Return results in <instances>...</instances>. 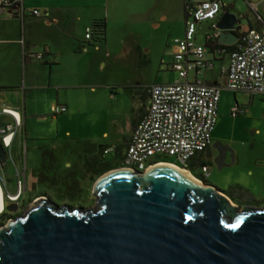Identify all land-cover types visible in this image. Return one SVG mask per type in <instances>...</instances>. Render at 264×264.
Here are the masks:
<instances>
[{"label": "crops", "instance_id": "1", "mask_svg": "<svg viewBox=\"0 0 264 264\" xmlns=\"http://www.w3.org/2000/svg\"><path fill=\"white\" fill-rule=\"evenodd\" d=\"M202 1L204 0H22L24 13L15 17L5 14L0 16V88L14 90L13 93L21 99L20 104L13 107L19 110L22 116L20 131L26 132L28 117L49 116L52 106L59 103L68 107L64 114L57 118L52 117L59 121V128L61 122H65L78 132L76 139L91 141L95 138L81 134L91 132L94 123L98 122L99 130L104 132L103 137L108 138L109 130L102 127L112 121V111L122 110L121 103L126 101L125 109H130L131 112V118L127 122L129 135L126 137L131 138L150 106L149 87L153 84L140 85L135 81L130 83L128 78L125 83H112L107 77L110 65L128 68L130 63L151 62L152 59L146 52L152 53L161 41L162 31L167 30L165 43L166 46L172 43L173 56L169 60L163 58L160 69H172L177 49L174 40L184 36L187 19ZM247 1L251 11L244 14L237 9L235 0H222L226 10L231 9L241 18L236 30L238 35L241 30L252 27L264 30V0ZM34 10H40L42 16L35 15ZM246 14L249 15L248 25L244 27L242 19ZM99 19L106 20V39L99 44H88L86 30ZM216 20L204 29V33L200 32V26L204 22L198 25V43L206 44L210 35L215 33L213 23ZM236 42L227 46H235ZM44 50L53 55L52 65L35 58V54ZM206 60L212 61L213 66L204 67L198 72L191 71L184 81L200 80L206 84H218L223 87L220 115L223 91H228L225 87V70L229 64V53L207 47ZM6 89L0 90V94H4ZM3 94L0 95V105L10 106L14 96ZM247 95L253 101L257 94L234 92V108L239 106L244 110L242 114L247 113ZM260 97L264 98V95ZM43 99H46L47 103L41 110L38 103ZM96 115L99 119L92 117ZM61 116L63 117L60 118ZM1 117H5L6 121L0 127L13 122L7 115L1 114ZM72 130L66 131L67 136H73ZM91 142L110 145L103 141ZM118 144L121 142L111 143L113 146ZM226 161H231L229 155ZM237 161L243 164L238 155ZM259 161L264 162V159H258L257 162ZM66 164L72 166L71 162ZM210 166L212 169V163ZM259 166L262 165L256 164V167ZM26 167L28 168V162ZM26 179L28 191L27 172ZM237 186L248 189L254 197L258 196L259 187L256 185L239 181L232 187ZM224 192L230 196L227 191Z\"/></svg>", "mask_w": 264, "mask_h": 264}, {"label": "water", "instance_id": "2", "mask_svg": "<svg viewBox=\"0 0 264 264\" xmlns=\"http://www.w3.org/2000/svg\"><path fill=\"white\" fill-rule=\"evenodd\" d=\"M240 23L224 7L217 42L234 44ZM221 145L214 143L220 170L235 163L233 150ZM0 161H7L1 139ZM146 174L107 172L94 186L97 206L88 210L35 202L0 228V264H264V207L237 212L224 190L198 177L203 184H192L173 168Z\"/></svg>", "mask_w": 264, "mask_h": 264}, {"label": "built area", "instance_id": "3", "mask_svg": "<svg viewBox=\"0 0 264 264\" xmlns=\"http://www.w3.org/2000/svg\"><path fill=\"white\" fill-rule=\"evenodd\" d=\"M223 8L222 0L200 2L187 19L184 36L175 38L177 49L172 69L179 74V79L175 83H157L151 86L148 113L132 134L124 168L146 172L152 166L168 163L187 169L190 160L212 144L223 87L207 85L200 80H184L191 71L198 72L204 67L213 66V62L205 57L207 47L196 40L197 27L202 22L216 20ZM24 12L22 0H0V16L5 14L15 17ZM33 13L42 16L40 10H34ZM214 34L210 37L215 39L217 34ZM238 36L235 49L229 53L225 87L233 92L264 95V30L252 27L241 30ZM91 37L92 32L88 27L86 38ZM42 57V52L35 54L38 60ZM51 111L52 117L57 118L67 112L68 108L55 103ZM232 113L242 114L244 110L236 106ZM1 114L13 119V122L0 127V139L7 150V161L11 160L15 165L17 192L10 193L4 170L7 161L5 164L0 161V227L12 221L14 218L11 215L25 206L24 195L27 192L26 156L23 155L22 165L19 166L12 154L13 144L21 130L22 116L19 110L6 105H0ZM113 149V146L109 147L106 153ZM163 158L174 159L176 162L158 161ZM200 172L207 180L211 166L204 165ZM13 203L18 204V211L8 212L7 205Z\"/></svg>", "mask_w": 264, "mask_h": 264}, {"label": "rangeland", "instance_id": "4", "mask_svg": "<svg viewBox=\"0 0 264 264\" xmlns=\"http://www.w3.org/2000/svg\"><path fill=\"white\" fill-rule=\"evenodd\" d=\"M235 1L238 4L237 9L240 13L245 14L247 11H251L250 4L247 0ZM247 19H242L244 20V27L248 25ZM212 22V20L205 21L200 26V32L204 33L206 27L210 26ZM166 36L167 30L162 31L159 45L154 48L152 53L149 54L146 52L152 59L151 62L146 64L141 62L130 63L128 68L111 64L108 71L109 74L107 75L109 81L112 83H125L129 79L130 83L135 81L140 85L176 82L178 80L176 72L172 69L167 70L165 67L160 69L161 60L163 58L169 60L173 56L174 49L171 45L172 43L166 46ZM201 41L204 42V40ZM117 87L120 88V86ZM4 91L5 93L1 94H8L11 97H15H13V102H10L9 107L13 108L20 104L21 99L17 98L16 93H13L15 92L14 90L6 89ZM247 97L245 101L247 113L233 115L232 112L235 106L234 92L230 90L223 91L219 121L214 138L215 141L226 143L233 150L235 164L226 166L221 170L215 164H212L211 173L207 178V182L227 192L230 190V187L236 185L239 181L256 185L259 187V192L257 194L258 196L254 197L253 204L255 207L263 208L264 162H257V160L264 159V98L260 97V95H255L253 101H251L248 95ZM46 103V99L39 101L38 104L41 110H43L42 108H44ZM121 104L122 110L112 111L114 114L110 118L112 123L110 122L102 127L109 130L110 135L108 138L103 137L104 132L99 130L98 122L94 123L91 132H83L81 135L90 137L91 139L95 138L91 141H103L110 145L117 141L123 143L124 137L129 135L127 122L131 118V112L130 109H125L126 101H123ZM131 104L133 105V101H131ZM124 111L127 113H124ZM92 117L99 119L97 115ZM5 121L6 118L1 117L0 125ZM58 124L59 121L53 119L50 115L41 118L37 116L34 118L28 117V128L26 132L20 131L17 135L12 147V154L14 161L19 166L22 165V154L27 157L28 191L24 195V199L26 200L25 206L15 215H11L14 219L21 216L31 205L40 201L42 198L53 203L58 208L67 207L88 210L97 206L96 196L93 192L94 186L104 174L99 176L91 186H89L87 180L83 181V178L69 177V170H67L68 166L66 164L68 161L75 166V171H80L83 168L82 160L77 152H75L78 147L76 135L79 134L75 128L68 126L65 122H61L60 128ZM68 129H73L74 134L72 137L67 136L66 131ZM51 152L55 155L54 160L48 157V153ZM237 155L243 164L238 163ZM108 158L111 159L112 155H108ZM256 164L262 166L256 167ZM252 170H256V172L253 173ZM5 173L9 179L10 193H16V170L11 160H8L5 165ZM79 173L81 175V172Z\"/></svg>", "mask_w": 264, "mask_h": 264}, {"label": "trees", "instance_id": "5", "mask_svg": "<svg viewBox=\"0 0 264 264\" xmlns=\"http://www.w3.org/2000/svg\"><path fill=\"white\" fill-rule=\"evenodd\" d=\"M243 17L248 18L249 15L246 14ZM90 29L92 32V37L90 39L86 38L88 44H91V43L99 44V43H102L106 39L107 23L105 19L95 20L90 26ZM205 46L210 48L211 50L219 49L222 52H227V53H230L235 49V46H227V45L219 44L217 40L212 37L208 38ZM42 54H43V57L42 59H40V61H43L49 65H52L51 60H52L53 55L49 53L47 50H44ZM178 79H179V74H178ZM207 85H218V84H207ZM151 86L149 87V92H150ZM3 89H6V88H0V90H3ZM147 113H148V110L146 114ZM235 115H239V113H236ZM50 116L52 117L51 114ZM131 138L128 139L125 136L123 143L114 145V146L105 145V144H97L89 140L87 141V140L76 139L78 142V145H77L78 147L75 152H77V154L80 156L82 163H83V168L80 171L78 170L79 172H81V175H80L78 171H75L74 169L75 166L73 164L70 167L68 166L67 170H69V174H68L69 177L83 178V181L87 180L89 182V186H91L97 180L99 176L113 169L125 167L126 166V163H125L126 150L131 142ZM112 146L114 147V149L111 152L106 153V150ZM205 152L206 151L198 152L190 160L187 166V169H189L196 177L203 179V180H206V179L203 178V175L201 174V172H199V170L204 165L206 164L210 165L211 163V161H209L208 158L206 157ZM48 155H49L48 157H50V159L52 158L53 160L54 154L51 152V153H48ZM108 155H112V158L111 159L108 158ZM158 161L176 162L174 159H168V158L159 159ZM26 172H27V169H26ZM8 185H9V179H8ZM228 194L231 195L232 198L233 197L241 198V199L246 200L247 202H252L255 200L253 194L248 189L243 188L241 186L231 187L230 190L228 191Z\"/></svg>", "mask_w": 264, "mask_h": 264}, {"label": "flooded vegetation", "instance_id": "6", "mask_svg": "<svg viewBox=\"0 0 264 264\" xmlns=\"http://www.w3.org/2000/svg\"><path fill=\"white\" fill-rule=\"evenodd\" d=\"M214 143L215 141L213 140L212 144L207 148L205 155L208 158L209 161H211L212 164H215V158H217L220 154L221 149L215 148L214 147ZM222 150L223 149H227V147H229L226 143H223V145H221ZM229 155V154H228ZM229 198L231 199V206H234L237 210V212H246V211H250L251 209H253L255 206L252 202H247L246 200H243L241 198H232L231 195L229 196ZM227 214L229 215V209H227ZM230 217V215L228 216V218ZM232 218V216H231Z\"/></svg>", "mask_w": 264, "mask_h": 264}, {"label": "bare ground", "instance_id": "7", "mask_svg": "<svg viewBox=\"0 0 264 264\" xmlns=\"http://www.w3.org/2000/svg\"><path fill=\"white\" fill-rule=\"evenodd\" d=\"M173 168L175 170H178L182 176L190 183L192 184H198V185H202L203 183L198 179L196 178L194 175H192L188 170L184 169V168H181V167H178L174 164H167V163H160V164H157L155 166H152L150 167L148 170H147V176H150L152 174H154L158 169L160 168ZM121 172H124V171H121ZM111 174V173H110Z\"/></svg>", "mask_w": 264, "mask_h": 264}, {"label": "clouds", "instance_id": "8", "mask_svg": "<svg viewBox=\"0 0 264 264\" xmlns=\"http://www.w3.org/2000/svg\"><path fill=\"white\" fill-rule=\"evenodd\" d=\"M189 170V169H188ZM190 171V170H189ZM191 172V171H190ZM192 173V172H191ZM193 174V173H192Z\"/></svg>", "mask_w": 264, "mask_h": 264}]
</instances>
